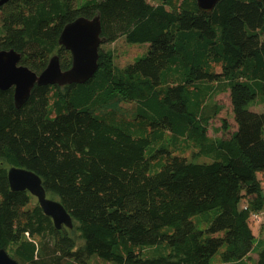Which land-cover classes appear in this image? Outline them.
<instances>
[{"label": "trees", "instance_id": "trees-1", "mask_svg": "<svg viewBox=\"0 0 264 264\" xmlns=\"http://www.w3.org/2000/svg\"><path fill=\"white\" fill-rule=\"evenodd\" d=\"M97 13L103 43L124 35L148 49L118 67L99 46L92 78L35 85L19 108L13 87L0 89V248L21 264H99L93 255L214 264L217 254L220 264H264L250 216L264 208V110L250 109L264 100V3L218 0L205 12L196 0H6L0 49L37 73L52 54L66 69L63 26ZM226 90L236 126L213 138L206 125L218 110L206 101ZM121 102L135 103L132 114ZM169 144L213 159L192 161ZM13 165L40 176L77 237L56 229L35 196L10 189Z\"/></svg>", "mask_w": 264, "mask_h": 264}, {"label": "water", "instance_id": "water-1", "mask_svg": "<svg viewBox=\"0 0 264 264\" xmlns=\"http://www.w3.org/2000/svg\"><path fill=\"white\" fill-rule=\"evenodd\" d=\"M6 0H0V4ZM218 0H196L197 7L211 11ZM264 3V0H259ZM105 41L101 36L99 14L92 17L78 16L67 22L58 37L59 45L71 53V65L62 69L57 54H52L46 66L39 73L20 63L21 54L13 48L0 49V89L13 87V100L17 108L30 97L35 85L82 84L88 81L98 69L99 46ZM10 189L26 190L36 197L43 212L50 216L56 229H71L73 220L62 203L46 196L42 180L34 171L20 166L7 169ZM0 264H21L0 248Z\"/></svg>", "mask_w": 264, "mask_h": 264}, {"label": "rangeland", "instance_id": "rangeland-1", "mask_svg": "<svg viewBox=\"0 0 264 264\" xmlns=\"http://www.w3.org/2000/svg\"><path fill=\"white\" fill-rule=\"evenodd\" d=\"M148 1L151 3L157 2V0H148ZM261 37L264 41V32L262 33ZM100 46L105 51L106 50H112L114 53L115 65L118 67H123L124 65L133 62L137 57L144 55L148 49L149 43L148 42H144V43L130 42V41L126 40L124 35H122V36L118 37L115 41H113L111 43H102ZM206 103L209 106L217 105V110H218L217 113L215 114V112H213L211 107H210V109H211L210 110L211 113L209 112L210 118H209L207 125H206L208 135L213 137V138H218V139L229 138L232 130L236 126L234 123V120H233V113H232V107H231L229 92L227 90L221 91V92L217 93L216 95H214L212 97V99L207 100ZM120 105H121V109H122L121 113H123V111H124L129 116L130 114H132V112L134 110L135 103L134 102H130V103L129 102H121ZM250 109L255 110V111L264 110V100H260V99L257 100L256 102H254L253 104L250 105ZM263 134H264V128H263ZM160 143H167V141L164 140L162 142H160V141L154 142L153 144H151L150 147L147 148V152L154 149V148H157ZM165 146L168 147L169 150H172L173 154L184 155V156L188 157V159L195 161V162H208V161H211L213 159L210 156H207L206 154H203V153L198 154V155H193L192 151L191 152L187 151L185 153L181 149V147L176 148L172 144L165 145ZM259 174L261 175V173H259ZM262 193L264 194V177L262 179ZM46 196L53 198V199H56L50 193H47ZM36 201H37L36 197H33L31 199V203H34ZM260 214L262 216L261 223L260 224H252L251 223L255 236H256L257 230L261 231L260 228L264 224V221H263L264 208L262 210H260ZM195 218H196V216L193 219H195ZM167 228L169 230L172 229L171 227H167ZM70 233L74 237H77L76 231H73L71 229ZM80 243H81V240H79L77 238V245ZM216 256H218V254L213 257V262H214V264H220L217 261ZM252 256L255 257L254 254H252ZM90 261L91 262H97L99 264H115L111 261H106L104 259H101V258L97 257L96 255L91 256Z\"/></svg>", "mask_w": 264, "mask_h": 264}, {"label": "crops", "instance_id": "crops-1", "mask_svg": "<svg viewBox=\"0 0 264 264\" xmlns=\"http://www.w3.org/2000/svg\"><path fill=\"white\" fill-rule=\"evenodd\" d=\"M258 177H261L263 178L264 177V171L263 173L261 172V175L258 173ZM263 221H264V216H263ZM262 225V224H261ZM252 228V226H251ZM259 228V227H258ZM261 231L260 230H257V233H256V236H255V241L258 242L259 240L260 241H263V244H264V224L261 226ZM253 230V228H252ZM254 233V232H253ZM255 235V234H254ZM254 254V253H253ZM255 255V254H254Z\"/></svg>", "mask_w": 264, "mask_h": 264}, {"label": "built area", "instance_id": "built-area-1", "mask_svg": "<svg viewBox=\"0 0 264 264\" xmlns=\"http://www.w3.org/2000/svg\"><path fill=\"white\" fill-rule=\"evenodd\" d=\"M251 223L252 224H260L262 221V216L260 214V211H254L251 213Z\"/></svg>", "mask_w": 264, "mask_h": 264}]
</instances>
